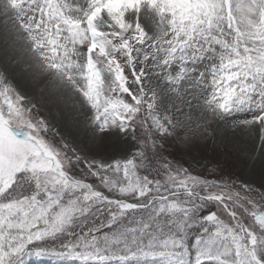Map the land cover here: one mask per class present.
Wrapping results in <instances>:
<instances>
[{
    "label": "snow or ice",
    "instance_id": "1",
    "mask_svg": "<svg viewBox=\"0 0 264 264\" xmlns=\"http://www.w3.org/2000/svg\"><path fill=\"white\" fill-rule=\"evenodd\" d=\"M42 259L264 264V0H0V264Z\"/></svg>",
    "mask_w": 264,
    "mask_h": 264
},
{
    "label": "rangeland",
    "instance_id": "2",
    "mask_svg": "<svg viewBox=\"0 0 264 264\" xmlns=\"http://www.w3.org/2000/svg\"><path fill=\"white\" fill-rule=\"evenodd\" d=\"M179 152V149H177ZM245 151L243 144L233 143L224 150L221 146L217 145L213 147L211 141H209L208 147L206 149L199 150V156L197 157L200 160H207L212 163H215L217 160L220 162H226L229 166L237 163V160L243 159L245 156ZM189 157H185L188 159ZM34 264H47L46 260L35 261Z\"/></svg>",
    "mask_w": 264,
    "mask_h": 264
}]
</instances>
